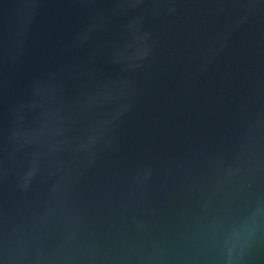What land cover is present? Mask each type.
<instances>
[{"label": "water", "instance_id": "1", "mask_svg": "<svg viewBox=\"0 0 264 264\" xmlns=\"http://www.w3.org/2000/svg\"><path fill=\"white\" fill-rule=\"evenodd\" d=\"M0 264H264V0H0Z\"/></svg>", "mask_w": 264, "mask_h": 264}]
</instances>
